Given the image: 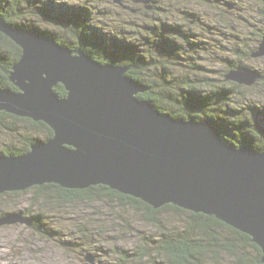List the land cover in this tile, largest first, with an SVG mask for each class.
<instances>
[{"label":"water","instance_id":"water-1","mask_svg":"<svg viewBox=\"0 0 264 264\" xmlns=\"http://www.w3.org/2000/svg\"><path fill=\"white\" fill-rule=\"evenodd\" d=\"M0 32L21 48L9 74L17 90L0 87V111L42 121L53 132L25 153L0 154V193L48 183L104 185L153 208L169 203L212 215L249 235L264 262V151L231 146L208 121L160 112L136 96L142 88L123 66L2 18ZM251 56H264V32ZM260 77L245 65L225 74L247 86ZM7 219L30 223L22 212Z\"/></svg>","mask_w":264,"mask_h":264},{"label":"trees","instance_id":"trees-1","mask_svg":"<svg viewBox=\"0 0 264 264\" xmlns=\"http://www.w3.org/2000/svg\"><path fill=\"white\" fill-rule=\"evenodd\" d=\"M106 1L128 11L130 18L110 24L101 18L108 16L109 8L94 7L90 0H0V18L12 27L40 33L73 51L81 50L101 63L125 67V75L137 81L142 88L136 96L148 100L160 112L174 118L208 121L218 130L221 139L231 146L243 145L264 151V102L249 97L256 95L264 100V88L257 89L258 84H264V70H259L261 77L250 86L225 79V74L237 66L253 68L247 60L253 58L251 53L255 51L256 44L249 50L235 44L237 41L234 46L219 48L218 39L210 35L207 38L211 41L202 39L205 31L211 32L210 28L215 26L206 24L188 9H180L179 6L175 9L174 0H167L168 5H162L159 0ZM196 1L211 3L219 0ZM220 3L230 7L227 8L229 14L237 8L232 2ZM260 13L264 18V4ZM125 25L128 28H124ZM196 27L199 31H195ZM258 31L257 43L264 26ZM229 35L235 37L231 33ZM216 48L220 55H209V60H219L223 69L215 71L198 62V53L203 50L211 53ZM226 49L232 54L231 58L222 55ZM20 56L21 48L0 32V87L17 90L9 80V74ZM55 91L59 96L66 95L62 84H57ZM1 128L7 130L9 137L0 145V154L7 155L29 151L32 143L42 140L36 135L38 133L43 134V140L53 135L51 128L42 121L5 111H0ZM32 188L35 203L49 205L54 211H60L64 204L72 201H90L95 197L142 211L144 221L156 234L144 236L142 244H138L131 255L125 252V259L120 258L116 264L132 258L139 262L151 257L156 258L157 264H264L260 247L251 241L249 235L212 215L169 203L153 208L139 198L104 185L67 189L48 183ZM93 190L100 192L94 194ZM169 212L181 216L177 226L162 221V215ZM34 216L26 215L32 220L33 229L41 231L44 236L54 233L49 224L51 230L39 228L40 224H46L41 222L44 213Z\"/></svg>","mask_w":264,"mask_h":264},{"label":"rangeland","instance_id":"rangeland-1","mask_svg":"<svg viewBox=\"0 0 264 264\" xmlns=\"http://www.w3.org/2000/svg\"><path fill=\"white\" fill-rule=\"evenodd\" d=\"M159 1L162 5H168L167 0ZM222 1L232 2L237 8H233L232 13L229 14L227 8L230 7L220 3ZM113 3L105 2V0H90V4L94 7L109 8L108 16L101 18L110 24L130 18L128 11L121 10V7ZM262 4L264 0H219L211 3L196 0L173 1L175 9L178 6L180 9H188L206 24L215 26L210 28L211 32L205 31L202 39L211 41L207 35L218 39L219 48L223 45H233L237 41L235 44L247 50L254 44H258L256 40L258 29L264 26V18L260 13ZM125 26L124 28H128V25ZM195 31H199L198 27ZM230 33L235 37H231ZM217 52H219L218 48L211 53L201 51L198 53L200 57L198 62L213 70L223 69V64L219 60H212V62L209 60V55L212 57L220 55ZM229 52L226 49V53L222 55L231 58L232 54ZM247 63L255 69L264 70V56L247 60ZM210 74L219 76L215 72ZM258 86L257 89L264 88V84H258ZM249 93L252 94V92ZM249 97L251 100L264 102L258 98L259 96L251 97L250 95ZM5 130L0 129V145L8 141L9 135ZM36 135L43 140L42 133ZM32 187H28L30 189L23 193H20L23 190L17 191L19 193H13V191H6L8 194L0 193V215L6 212H13V214L22 212L25 219H29L26 215L34 216L44 213L45 216L41 222L46 224H40L39 228L42 230L52 228L55 234L44 236L45 234L41 231L33 229L30 223L21 221L9 223L8 219L4 220L10 216L9 213L2 215L0 217V264H116L120 258H124L125 252L131 255L133 250L138 248L137 245L142 244L144 236L156 234L151 225L144 221L142 211L120 205V202L95 197L90 201H72L64 204L60 211H54L49 205L35 203ZM99 192V190H93L94 194ZM180 218L181 216L170 212L161 217L165 223L176 226ZM155 260V257H151L138 262V259L132 258L131 261L123 264H157Z\"/></svg>","mask_w":264,"mask_h":264},{"label":"bare ground","instance_id":"bare-ground-1","mask_svg":"<svg viewBox=\"0 0 264 264\" xmlns=\"http://www.w3.org/2000/svg\"><path fill=\"white\" fill-rule=\"evenodd\" d=\"M16 63V62H15ZM9 215H13V212L12 213H9ZM3 218H5V217H3ZM29 220V219H28ZM30 221V220H29Z\"/></svg>","mask_w":264,"mask_h":264}]
</instances>
